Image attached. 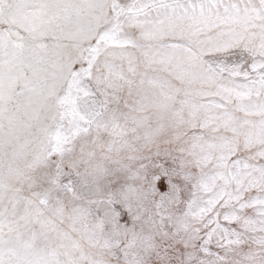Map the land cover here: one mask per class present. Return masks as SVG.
Returning <instances> with one entry per match:
<instances>
[{
	"label": "rangeland",
	"instance_id": "374dc122",
	"mask_svg": "<svg viewBox=\"0 0 264 264\" xmlns=\"http://www.w3.org/2000/svg\"><path fill=\"white\" fill-rule=\"evenodd\" d=\"M0 264H264V0H0Z\"/></svg>",
	"mask_w": 264,
	"mask_h": 264
}]
</instances>
